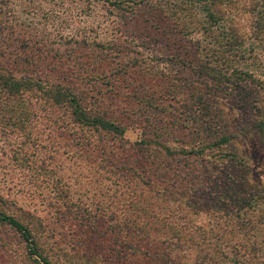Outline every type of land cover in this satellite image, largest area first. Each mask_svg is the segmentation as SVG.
<instances>
[{
    "label": "rangeland",
    "instance_id": "obj_1",
    "mask_svg": "<svg viewBox=\"0 0 264 264\" xmlns=\"http://www.w3.org/2000/svg\"><path fill=\"white\" fill-rule=\"evenodd\" d=\"M250 1L233 0L232 20L210 21L204 4L191 0H0V72L63 83L87 109L125 129L117 135L82 125L67 105L0 89V210L29 228L50 264H214L220 254L211 216L146 196L135 166L148 155L152 131L150 139L158 135L172 151L198 139L181 115L198 87L217 97L205 132L232 135L264 190V126H254L264 122V10L248 8ZM174 11L186 27L197 19L212 32L185 34ZM213 67L220 80L210 78ZM166 127L173 136L159 134ZM156 141L155 154L171 157ZM174 207L177 214L164 218ZM149 209L158 216L149 218ZM196 225L209 234L203 250L194 247L200 230L188 235ZM154 226L166 231V242L147 228ZM172 227L182 240L170 238ZM247 227L235 224L236 236ZM28 249L0 220V264H36ZM132 251L142 258L129 261Z\"/></svg>",
    "mask_w": 264,
    "mask_h": 264
},
{
    "label": "trees",
    "instance_id": "obj_2",
    "mask_svg": "<svg viewBox=\"0 0 264 264\" xmlns=\"http://www.w3.org/2000/svg\"><path fill=\"white\" fill-rule=\"evenodd\" d=\"M114 4H121L122 0H108ZM144 1V0H141ZM199 4H204L206 8V18L210 21H216L217 17L222 20H232L229 10L232 9L233 0H191ZM261 1V2H260ZM179 7V5H174ZM253 11L258 7V11L264 10V0H251L247 5ZM261 8V9H260ZM185 9V8H184ZM177 21L184 28L185 34H191L192 31L212 32L207 29L199 20L194 19L190 24L194 27H186L183 21L178 20L180 14L173 12ZM264 24V23H263ZM262 24V25H263ZM232 23L228 25L229 32ZM232 34V33H231ZM207 66V65H206ZM208 67V66H207ZM208 69V68H204ZM217 74L210 75L211 79H221L222 72L214 67L211 68ZM220 76V77H219ZM0 89L9 95H19L25 91L33 92L35 95H42L53 104L62 103L70 107L72 119L82 125L100 128L105 131L122 135L124 127L116 123L110 117L103 114L93 112L85 107L84 104L75 99L74 93L64 86L63 83H47L38 77H30L27 79H15L0 72ZM198 91V92H197ZM201 89L193 87V92L188 95L186 101L183 102L184 109L183 125H192L190 130L197 132L198 139L194 141L181 142L179 149L172 151V147L163 144L158 139L153 138V131L149 139L145 141L147 156L139 161V165L135 166L138 174H141L142 183L146 188L147 195L165 197L175 203L176 208L182 211H198L206 212L210 217V234L214 238L215 243L219 246V256H214V264L218 263L219 257H225L228 261H234L235 264H260V260L264 264V190L257 178V174L252 166L248 164V157L239 154L233 147V136L229 133L212 134L205 132L203 124L209 116L210 106L216 102L217 97L210 94H201ZM197 92V93H196ZM215 116H219L214 113ZM220 115L218 118L223 125H228L227 119ZM190 122V123H189ZM263 121L254 123V126L262 130ZM173 136L174 130L166 127L159 134ZM161 145V152L171 157H158L155 152L154 143ZM150 152V153H148ZM180 154L182 157H172ZM183 158V159H181ZM173 161L175 164H173ZM152 192V193H151ZM182 202V200H184ZM151 203V202H148ZM186 207L182 208L183 205ZM174 209L164 218H170L177 213ZM146 211L149 218L158 216L154 209ZM184 215V214H182ZM148 219V216L144 215ZM0 220H4L15 228L20 235L27 241L29 254L37 256L36 264H50L48 258L39 252L36 247V241L32 239L29 228L0 210ZM241 222L247 225L245 236L240 238L235 234V224ZM150 223V222H149ZM151 226V225H149ZM164 226V225H163ZM185 224L181 228H185ZM154 232V238L166 242V231L158 226L147 227ZM175 227H172L171 236L175 240H182V236ZM200 230V241L194 243V247L201 250L209 243L207 240L209 234L199 226H192L188 235L192 237L195 231ZM245 230V229H244ZM228 233H233L228 236ZM166 236V237H163ZM191 240V238H188ZM216 239H221L218 243ZM150 240V239H149ZM151 241V240H150ZM156 245L157 242L151 241ZM207 243V244H206ZM192 249V247H191ZM138 253L131 252L130 260H135ZM151 258H158L157 255H149ZM146 257V256H145ZM166 257V256H165ZM166 259V258H165ZM163 260V259H162ZM156 264V263H155Z\"/></svg>",
    "mask_w": 264,
    "mask_h": 264
}]
</instances>
